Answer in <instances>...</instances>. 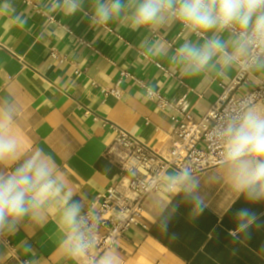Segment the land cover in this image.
Here are the masks:
<instances>
[{
	"label": "crops",
	"instance_id": "0c3cea01",
	"mask_svg": "<svg viewBox=\"0 0 264 264\" xmlns=\"http://www.w3.org/2000/svg\"><path fill=\"white\" fill-rule=\"evenodd\" d=\"M8 2L27 18L24 27L16 28L10 27V17H0V98H14L18 108L10 131L19 137L21 158L42 149L54 160L85 211L125 175L121 161L126 149L116 142L114 128L164 153L171 145L174 119L182 114L202 119L222 86L238 73L217 77L210 72L189 79L174 71L169 57L186 38L178 24L136 32L123 20L93 27L88 21L91 0L71 18L50 11V0ZM187 38L197 42L194 36ZM154 40L166 42L168 56L145 55L142 43ZM123 72L178 104V110L159 108L129 78L121 83L120 99L106 96L103 90L113 88ZM261 83L264 77L250 78L237 97ZM18 162L0 163V173H10ZM174 173L167 172L163 189L144 204L142 224L147 228L133 227L118 241L115 250L122 264H264V227L253 228L249 239L229 235L232 216L244 205L242 198L233 203L225 170L218 165L193 173L205 204L198 215L192 214L183 192L166 190V177ZM253 210L264 213V205ZM169 213L165 235L158 221ZM6 236L16 251L12 255L0 241V264H71L58 249L63 234L56 226L55 207L48 210L47 223L26 218L19 231Z\"/></svg>",
	"mask_w": 264,
	"mask_h": 264
},
{
	"label": "clouds",
	"instance_id": "9594fccd",
	"mask_svg": "<svg viewBox=\"0 0 264 264\" xmlns=\"http://www.w3.org/2000/svg\"><path fill=\"white\" fill-rule=\"evenodd\" d=\"M84 4L85 0H50L49 10L71 18ZM0 17H10V27L27 24V18L8 0H0ZM117 20L133 32L178 24L186 38L169 60L173 70L186 78L210 72L225 77L234 70L253 79L264 77V0H91V26ZM192 36L197 42L187 38ZM142 47L152 59L168 56L163 40L145 41ZM146 92L150 97L156 94L152 87ZM17 111L14 98H0V163L19 161L10 173H0V234L14 235L26 218L45 224L48 210L55 207L56 226L63 234L58 249L65 259L71 264H122L115 248L94 253L98 247L95 214L85 211L54 160L42 149L21 158L19 137L10 131ZM209 134L221 147L220 166L235 194L233 203L242 198L244 205L235 210L229 235L234 240L249 239L253 228L264 227V213L253 210L264 205V104L243 99ZM166 190L183 192L193 215L205 210L199 181L187 168L166 177ZM171 217L169 213L159 218L165 235Z\"/></svg>",
	"mask_w": 264,
	"mask_h": 264
},
{
	"label": "built area",
	"instance_id": "2783aa9c",
	"mask_svg": "<svg viewBox=\"0 0 264 264\" xmlns=\"http://www.w3.org/2000/svg\"><path fill=\"white\" fill-rule=\"evenodd\" d=\"M53 56L56 57L55 53ZM125 78L131 79L145 91L148 88L135 75L123 72L113 88L104 89L103 93L120 99L121 83ZM249 81L248 75L237 73L229 84L222 86L217 101L202 119L194 120L183 114L181 118H175L171 145L164 153L151 149L125 131L114 128L116 142L126 149L121 161L125 175L118 183L98 195L86 211L94 213L96 217L95 237L98 247L94 250L95 254L118 248V241L131 228H147L142 224L144 204L148 197L163 189L168 171L187 168L192 173H197L220 165L221 147L209 134L212 128L245 98L249 102L264 104L263 83L237 97V91ZM155 93L150 97L146 92V97L161 109L178 110V104L165 99L158 92ZM0 241L15 255L16 250L6 235L0 234ZM23 264L31 263L24 261Z\"/></svg>",
	"mask_w": 264,
	"mask_h": 264
}]
</instances>
